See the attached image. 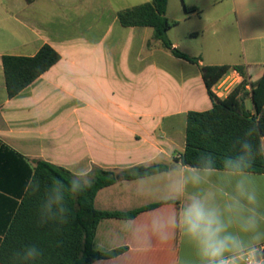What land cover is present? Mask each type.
I'll return each mask as SVG.
<instances>
[{"label":"crops","instance_id":"1","mask_svg":"<svg viewBox=\"0 0 264 264\" xmlns=\"http://www.w3.org/2000/svg\"><path fill=\"white\" fill-rule=\"evenodd\" d=\"M24 1L28 14L26 9L12 12L6 27L0 28V245L39 161L64 167L71 173L90 169L94 176L98 170L114 172L116 183L97 193L98 210L127 212L172 201L171 186L182 182L189 171L175 159L186 146L187 114L213 107L202 66L224 65L206 61V52L216 58L232 57L241 43L244 63L227 65H263L264 0H189L183 15L171 11L169 0L170 21L197 17L202 22L201 27L192 23L184 39L173 37V27L168 31L174 46L200 57V65L173 56L154 38L152 28L122 26L119 12L135 7L126 0H105L101 10L94 8V0H71L74 17L70 24L61 23L49 31L43 29L45 17L59 10L64 12L66 0ZM114 3L121 6L116 8ZM187 7H197L200 12L187 13ZM108 10L110 17H104L102 12ZM201 34H207V41L195 49L193 43ZM44 45L53 47L61 55L60 61L10 98L3 57H33ZM231 78L232 90L242 81L231 70L213 89ZM246 105L254 111L250 99ZM154 164L170 168L136 180L121 176L132 167ZM251 174L258 189V210L264 213V174ZM210 183L217 184L219 180L212 177ZM195 191L198 189L188 185L175 200L179 207ZM224 191L230 194L232 189L226 186ZM172 210L167 205L129 221L103 220L101 223L107 221L103 244H112L104 250L127 246L128 251L102 261L157 262L167 250V242H161L155 234L152 218ZM256 247L264 249V242ZM175 264H201L195 245L181 231Z\"/></svg>","mask_w":264,"mask_h":264},{"label":"trees","instance_id":"2","mask_svg":"<svg viewBox=\"0 0 264 264\" xmlns=\"http://www.w3.org/2000/svg\"><path fill=\"white\" fill-rule=\"evenodd\" d=\"M29 3L33 0H27ZM169 0H151L119 12L118 19L124 27H150L154 38L171 52L173 56L192 64L200 65L202 59L193 57L174 46L168 31L177 25L167 17ZM187 13L200 12L197 7H187ZM61 55L50 45H44L33 57H3L7 91L10 98L17 96L23 89L59 62ZM231 70L236 71L242 81L229 95L221 99L213 92V87ZM205 87L213 107L207 111H189L187 114L186 146L176 157V161L187 166L201 151H212L219 159L234 154L233 144L237 137L257 124L264 130V64L263 65H204L202 66ZM250 99L254 111L247 108ZM251 142L264 143V137L253 135ZM166 164L151 166L138 165L121 173L124 180H136L153 176L169 170ZM249 173L264 174V157H257ZM71 172L64 167L47 161H39L27 192L12 220L0 245V264H13V254L27 245L35 244L43 252L34 264H95L97 261L115 259L128 251L127 246L108 251L98 249L95 244L99 224L105 219L133 220L144 212L163 206L179 208L177 201L152 203L127 211H104L95 207L97 193L116 183L112 171L98 170L91 188L70 196L67 200L69 213L65 223L39 222V208L43 194L51 181L59 178L68 180ZM39 189V192H37ZM179 230L169 234L167 250L161 253L157 264H175Z\"/></svg>","mask_w":264,"mask_h":264},{"label":"clouds","instance_id":"3","mask_svg":"<svg viewBox=\"0 0 264 264\" xmlns=\"http://www.w3.org/2000/svg\"><path fill=\"white\" fill-rule=\"evenodd\" d=\"M254 134L264 137V130L253 124L243 137H237L234 154L219 159L220 167L212 151L199 152L187 165L188 174L171 186L169 198L179 200L188 185L198 191L189 194L181 207L152 218L153 230L161 242L179 230L195 245L201 264H264V255L256 247L264 242V213L258 210L255 179L246 171L257 157H264V143L254 146L249 139ZM212 177H217L219 183H210ZM94 179L90 169L73 172L66 181H51L43 194L39 222L65 223L70 211L68 198L91 188ZM226 186L232 189L230 194L225 193ZM42 255L37 245H27L13 254V264H34Z\"/></svg>","mask_w":264,"mask_h":264},{"label":"rangeland","instance_id":"4","mask_svg":"<svg viewBox=\"0 0 264 264\" xmlns=\"http://www.w3.org/2000/svg\"><path fill=\"white\" fill-rule=\"evenodd\" d=\"M51 0H43V2H49ZM150 2L151 0H126V3L128 5H133V6H138L141 4H144L146 2ZM68 2V3H67ZM105 0H94V8L95 9H99L101 10L102 6L105 5ZM116 2V0L114 1ZM73 1L71 2V0H66L65 1V10L62 13L61 11H56L55 14H52L51 16H46L44 19V27L43 29H45L46 31H49V28H52L54 26H57L58 24L64 23V24H70L71 19L74 17V13L72 12V10L70 9L73 6ZM187 3H189V0H171L170 2V9L172 12H178L181 15L184 14V6L187 5ZM115 4V7L118 8L121 5L120 4ZM25 10L26 14H28V12L30 11L26 5V2L24 0H0V28H5L7 25V16L8 14L12 13V12H18V13H22L23 10ZM100 11H98L99 13ZM104 17H110V11H103L102 12ZM95 16V15H94ZM93 17V15H92ZM192 23H197L199 27H201L202 22H200L197 17H194L191 21L189 20H182L180 22H177V26L173 27L172 29V35L173 37H178L180 39H184L189 26L192 25ZM205 39V40H204ZM207 34H201V36L199 37L198 41H195L193 44H195L194 48H198L199 46L201 47L202 42L207 41ZM178 48V47H177ZM238 48V53L235 56L229 57L228 55H222V57L216 58L215 56H213L211 53L206 52V56L207 59L206 61H212V62H216V63H224V64H242L244 63V46L241 43H238L237 45ZM216 65H221V64H216ZM234 78H231L229 80V82H232ZM228 82V83H229ZM248 106L249 108H252V104L250 101H248ZM107 222V221H105ZM101 223L100 228H99V237L98 239H96V247L98 249L104 250L107 247H109L112 244H103V231L105 230V226L107 223ZM124 225V223H121ZM126 226V225H125ZM125 228V227H124ZM125 231V230H123ZM147 257V256H146ZM95 264H127L125 262H116V263H107L104 261H99ZM145 264H157L156 262H152L147 261V263Z\"/></svg>","mask_w":264,"mask_h":264},{"label":"built area","instance_id":"5","mask_svg":"<svg viewBox=\"0 0 264 264\" xmlns=\"http://www.w3.org/2000/svg\"><path fill=\"white\" fill-rule=\"evenodd\" d=\"M230 79L220 83V85H217L215 89H213V92L216 94L219 98H226L229 93L232 91L233 81L229 82ZM229 82V83H228ZM180 158V155L177 156ZM259 252L264 255V249H258Z\"/></svg>","mask_w":264,"mask_h":264}]
</instances>
